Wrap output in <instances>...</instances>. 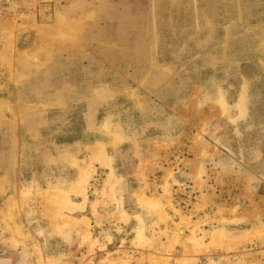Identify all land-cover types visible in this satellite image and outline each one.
Returning a JSON list of instances; mask_svg holds the SVG:
<instances>
[{"label":"rangeland","instance_id":"1","mask_svg":"<svg viewBox=\"0 0 264 264\" xmlns=\"http://www.w3.org/2000/svg\"><path fill=\"white\" fill-rule=\"evenodd\" d=\"M0 264H264V0H0Z\"/></svg>","mask_w":264,"mask_h":264}]
</instances>
